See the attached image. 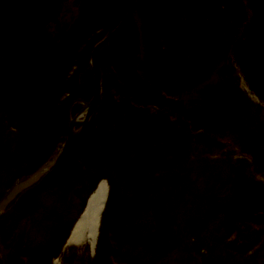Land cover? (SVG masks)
<instances>
[{
  "label": "trees",
  "instance_id": "16d2710c",
  "mask_svg": "<svg viewBox=\"0 0 264 264\" xmlns=\"http://www.w3.org/2000/svg\"><path fill=\"white\" fill-rule=\"evenodd\" d=\"M131 1L0 0V200L57 154ZM98 61L97 108L0 226V264H264V0H143ZM101 177L94 252L63 255Z\"/></svg>",
  "mask_w": 264,
  "mask_h": 264
},
{
  "label": "water",
  "instance_id": "95a60500",
  "mask_svg": "<svg viewBox=\"0 0 264 264\" xmlns=\"http://www.w3.org/2000/svg\"><path fill=\"white\" fill-rule=\"evenodd\" d=\"M143 0H132L131 3L128 5L126 10L124 11L123 15L120 17V19L117 21V23L101 37L97 42L94 43L90 50L89 58H88V63L92 72V93L88 99H84L80 96L74 98L67 110V127H66V135L58 149V152L53 159L52 163L47 166L38 176L37 179H35L32 183L28 184L24 188H22L16 195L15 197L8 203V205L0 211V226L4 221L12 215L15 211L19 209L23 201L31 195L33 192H35L38 188H40L50 177L55 175L57 172L61 170V168L64 165L65 159L75 141V139L79 136V134L83 131L89 120L91 119L94 111L97 108L98 105V99L100 96V93L102 91V69L99 65L98 62V54L99 51L103 46L106 45V43L113 38L129 21L133 13H135L136 9L140 5V3ZM79 102L81 105L80 107L75 111L71 112V106L75 103ZM83 113V116L79 119V114ZM104 179L108 185V182L106 178L101 177L99 178L93 189L95 188L96 184L100 179ZM92 189V190H93ZM91 190V191H92ZM90 191V192H91ZM90 192L86 195L85 200L78 211L76 217L73 219L72 223L70 224V227L68 229L67 235L65 237L64 243H66L67 238L71 234L72 230L74 229V226L76 225V222L78 221L80 215L83 212V209L85 207V203L87 201V198L90 194ZM107 193H108V186H107V192L105 196V200L103 202L102 208L99 210V215L97 219V225H96V237L94 240V245L90 249V254L92 255L94 252V247L96 244L97 240V235L99 231V223H100V218L102 214V210L104 208L106 198H107ZM63 243V247L65 244Z\"/></svg>",
  "mask_w": 264,
  "mask_h": 264
},
{
  "label": "bare ground",
  "instance_id": "6f19581e",
  "mask_svg": "<svg viewBox=\"0 0 264 264\" xmlns=\"http://www.w3.org/2000/svg\"><path fill=\"white\" fill-rule=\"evenodd\" d=\"M255 100L258 101L257 98ZM75 103H78L79 105H81L79 102H75ZM82 116H83V113H80L79 119ZM43 165L41 166V168L44 170L46 168V166L43 167ZM259 178L264 181V176L260 175ZM107 186L108 185H107L106 181L102 178L98 181L95 188L90 192V194L87 198V201L85 203V207L83 209V212L80 215L78 221L76 222L74 229L72 230L71 234L67 238L66 243L63 242L65 244L64 248L67 246L84 245V247L87 248V250L90 254V249L93 247L94 240L96 237V225H97L96 223H97V219H98V215H99V210L102 208L103 202L105 200V196H106V192H107ZM108 189H109V186H108ZM62 247H63V245H62ZM64 248H61V252L63 251ZM55 257H57V256L52 257L50 263L53 261V259Z\"/></svg>",
  "mask_w": 264,
  "mask_h": 264
},
{
  "label": "rangeland",
  "instance_id": "374dc122",
  "mask_svg": "<svg viewBox=\"0 0 264 264\" xmlns=\"http://www.w3.org/2000/svg\"><path fill=\"white\" fill-rule=\"evenodd\" d=\"M240 81L242 83V87L245 90H247V92H248L249 90L243 84V80L240 79ZM248 94L252 98L256 99V97L253 96L252 93L248 92ZM55 156H56V154H53L52 157L44 163L43 167L49 166L52 163ZM42 170L43 169L40 167L38 170L29 174L28 176L15 180L14 183L12 184V186L7 190L5 196L0 200V211L8 205V203L15 197V195L22 188H24L28 184L32 183L35 179H37L38 176L40 175V173L42 172ZM211 229H212V227H208V230H211ZM208 234H209V232L202 233V235H208ZM201 237L202 236H200V238ZM182 249L177 250L171 254V256L169 257V264H200V262L195 257H193L188 251L183 252ZM186 252H188V253H186ZM62 254L63 255L77 254L83 258L87 254L89 255V252H88L87 248L84 247V245H75L73 247H71V246L65 247L62 251ZM61 256L62 255H58L57 257H55L53 259V261L51 262V264H64Z\"/></svg>",
  "mask_w": 264,
  "mask_h": 264
}]
</instances>
